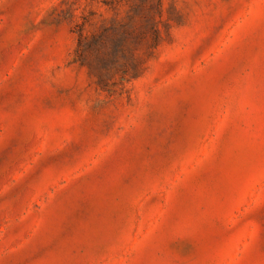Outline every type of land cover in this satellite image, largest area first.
Listing matches in <instances>:
<instances>
[{"label":"rangeland","instance_id":"1","mask_svg":"<svg viewBox=\"0 0 264 264\" xmlns=\"http://www.w3.org/2000/svg\"><path fill=\"white\" fill-rule=\"evenodd\" d=\"M0 264H264V0H0Z\"/></svg>","mask_w":264,"mask_h":264},{"label":"trees","instance_id":"2","mask_svg":"<svg viewBox=\"0 0 264 264\" xmlns=\"http://www.w3.org/2000/svg\"><path fill=\"white\" fill-rule=\"evenodd\" d=\"M147 26L151 32V46L156 47L162 39L161 30L156 23H154V14H147ZM131 18V17H130ZM115 27V25H114ZM129 39L123 43V41L118 37V33L110 30L104 31L102 34H92L90 38L86 35H81L78 38V50H80L79 61L82 64L91 67H97L101 70L108 69L109 67H115L121 73V78H125L129 75L131 78H135L140 75L141 69L143 67V62L135 51V47L129 45V42H134L137 38H142L146 36L144 29L142 28L139 36L133 34L132 31L127 32ZM127 44V52L125 50V45ZM124 60L130 65L127 68V63L120 62V55ZM110 65V66H108Z\"/></svg>","mask_w":264,"mask_h":264}]
</instances>
